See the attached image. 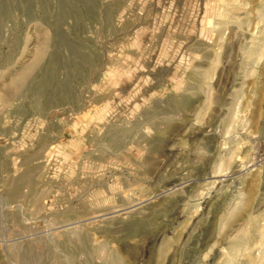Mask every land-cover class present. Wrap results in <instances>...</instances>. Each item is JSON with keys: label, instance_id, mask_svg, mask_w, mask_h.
I'll list each match as a JSON object with an SVG mask.
<instances>
[{"label": "rangeland", "instance_id": "1", "mask_svg": "<svg viewBox=\"0 0 264 264\" xmlns=\"http://www.w3.org/2000/svg\"><path fill=\"white\" fill-rule=\"evenodd\" d=\"M0 264H264V0H0Z\"/></svg>", "mask_w": 264, "mask_h": 264}]
</instances>
